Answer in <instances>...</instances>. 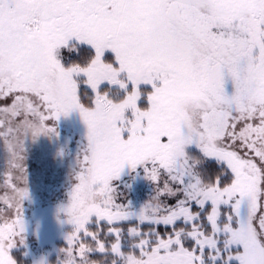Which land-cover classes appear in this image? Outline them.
Returning <instances> with one entry per match:
<instances>
[{
    "label": "snow or ice",
    "instance_id": "snow-or-ice-1",
    "mask_svg": "<svg viewBox=\"0 0 264 264\" xmlns=\"http://www.w3.org/2000/svg\"><path fill=\"white\" fill-rule=\"evenodd\" d=\"M199 44L209 47L194 66ZM70 54L79 59L66 61ZM193 92L213 105L197 133L178 111ZM73 108L88 128L78 157L109 191L100 211L72 221L57 264H90L93 251L123 259L118 225L132 217L130 247L151 253L152 264H264V0H0L5 149ZM190 146L199 150L194 160ZM211 160L222 167L209 176L200 166ZM126 165L143 166L156 184L136 212L111 195ZM15 180L0 175V264H17L10 250L25 232L22 205L10 194L28 193ZM160 224L171 230L161 235Z\"/></svg>",
    "mask_w": 264,
    "mask_h": 264
},
{
    "label": "rangeland",
    "instance_id": "rangeland-1",
    "mask_svg": "<svg viewBox=\"0 0 264 264\" xmlns=\"http://www.w3.org/2000/svg\"><path fill=\"white\" fill-rule=\"evenodd\" d=\"M208 47L207 44L198 45L197 56L192 61L194 66L198 63L199 56L208 51ZM224 54H227L226 50H224ZM76 58L79 59L77 56ZM67 60L70 62V59ZM225 91L228 94L233 91V84L228 77L225 80ZM196 105L201 106V109ZM212 106L206 94L193 92L183 99L178 111L184 118L190 132L197 133L199 117L204 110ZM66 122L68 124L64 125ZM67 125L69 127H81L79 128L81 131L76 128L63 127ZM51 127L55 128L54 133L48 131ZM87 132V124L80 111L73 108L66 114H61L58 119L49 121L48 126L35 123L28 129L26 136L19 135L10 138L7 150L3 141L0 140V175L4 171H10L16 178L17 188L26 190L28 193V197L22 196L19 191L10 194L14 207L17 204L22 205L25 225L23 242L17 240L16 245L10 250L13 257H15L14 252H16V256L17 253H25V255L30 256L31 264H38L41 258L44 259L45 264H57L58 261L65 260L62 250L67 246L66 235L75 231V225L72 221L76 218L86 219L91 213L100 211L101 204L107 202L109 190L98 174V170L94 165L85 168L78 157L87 145ZM84 133L86 135H83ZM57 146H59L58 149ZM260 146L264 147V142H261ZM189 151L193 153L192 158L194 160L195 154H198L199 150L190 146ZM29 157L32 159L30 160ZM56 161L57 166L62 168L65 176L70 177V172L74 168L76 181L73 184L63 187L56 181V178L54 179L52 165ZM211 161H214L218 165L217 167H222L215 160ZM26 162L30 164L27 165ZM26 165L27 169H25ZM203 165L200 168L207 175L211 176L215 173L214 171L208 172ZM36 182H41L40 184L47 182L54 184L55 182L57 184L53 185L54 191L47 195L40 194L38 196L30 191V186ZM83 183L86 192L83 191ZM112 184L116 191L111 195L115 196L117 203L126 205L133 212L138 211L148 202L156 191V184L147 177L143 166L139 165L136 169H130L126 165L119 178L114 179ZM168 203H175V200L169 198ZM247 213L248 207L245 202L241 205L240 219H246ZM94 219L95 217H93ZM130 219L136 220L135 217ZM14 231H16L15 227L11 230L6 228L3 240L7 241ZM58 241L64 242L66 246H59ZM90 264L103 263L100 259L93 260L90 257ZM108 264L114 263L112 261ZM123 264H152V255L148 253L146 257H141L140 253L139 255L129 253L126 254ZM232 264H238V261L234 260Z\"/></svg>",
    "mask_w": 264,
    "mask_h": 264
},
{
    "label": "trees",
    "instance_id": "trees-1",
    "mask_svg": "<svg viewBox=\"0 0 264 264\" xmlns=\"http://www.w3.org/2000/svg\"><path fill=\"white\" fill-rule=\"evenodd\" d=\"M75 59H78V58L75 57ZM71 61H72V58H70V62ZM196 106L201 109V106H199V105H196ZM66 124H68V123L67 122L64 123V125H66ZM63 127L76 128V129L81 128V127H69L68 125L67 126H63ZM83 135H86V134L84 133ZM58 147L59 146H57V149H58ZM57 165H58L57 161L53 162L52 171H54V173H53L52 176H54V179L56 178V181H58V183H60L63 187L67 186V185H70V184H73L76 181L75 180L76 171H73L74 168L70 172V177H68V176L64 175L62 168L60 166H57ZM217 166L218 165H216V163H214V161L206 162L203 165V167H205V169H207L208 172H210V173L213 172V171L214 172L218 171L220 168L217 167ZM55 168H57V169H55ZM23 169H24V167H23ZM25 169H27V165H26ZM40 183L41 182H36V183H33L32 186H30V189H31L30 191L32 192V194L36 193V195H38V196L40 194H46L47 195L48 193H50V192L55 190L53 185L57 184L55 182H54V184H50L48 182L46 184H40ZM83 191L86 192L85 191V184H84V190ZM135 223H137V220L129 219V220H125V221L120 222V225H118V226H121L125 230L124 231V241H123V244H122V250H123L122 256H123V259H121L119 257H113L112 254H110V253H100L99 251H93V252L88 253L89 257L93 258V260L100 259L103 264H108V262L111 263L112 261H113L114 264H121V262L123 264V261H124V258L126 256V254L132 253L134 255H139V252H134V250L130 247L131 244L136 243L135 238L129 236V234L127 232V228L129 227V225L135 224ZM179 223L180 222H178V224ZM100 227L103 229L101 231L100 235L104 236V233L107 230V225L105 224V222L101 221L100 222ZM89 228H91L93 230H95L97 228V224L95 223V219L93 220V222H91L89 224ZM141 228H144L145 231H147L148 225L147 224H141ZM156 228L160 232L161 235H165V234H167V232H169L171 230L170 226H166V225H163V224L156 225ZM110 242H114V241H110ZM58 243H59L58 244L59 246L60 245L61 246H66V244L64 242L58 241ZM85 243L86 244H91V241H85ZM185 243H186V246H188V245L191 244V241L189 240V241H186ZM14 255H15L14 258L17 260V264H31L30 256L25 255V253H17V256H16V252H14ZM119 259H121V260H119Z\"/></svg>",
    "mask_w": 264,
    "mask_h": 264
},
{
    "label": "flooded vegetation",
    "instance_id": "flooded-vegetation-1",
    "mask_svg": "<svg viewBox=\"0 0 264 264\" xmlns=\"http://www.w3.org/2000/svg\"><path fill=\"white\" fill-rule=\"evenodd\" d=\"M75 57H76V56H74V55H71V54H70V55H69V56H67L66 58H67V59H70V58H72V61H73V60L75 59ZM67 59H66V60H67ZM72 61H71V62H72ZM50 78H51V77H50ZM13 144H14V143H13ZM14 145H15V144H14ZM24 155H25V154H24ZM29 158H30V157H29ZM31 159H32V158H30V160H31ZM20 161L22 162L23 160H20ZM24 162H25V161H24ZM25 164H27V165H28V164H30V163H29V162H26Z\"/></svg>",
    "mask_w": 264,
    "mask_h": 264
}]
</instances>
